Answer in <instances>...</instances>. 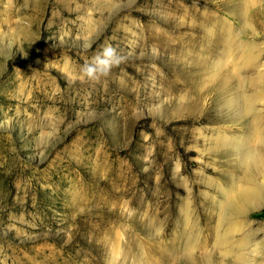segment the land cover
Returning <instances> with one entry per match:
<instances>
[{"label":"rangeland","instance_id":"1","mask_svg":"<svg viewBox=\"0 0 264 264\" xmlns=\"http://www.w3.org/2000/svg\"><path fill=\"white\" fill-rule=\"evenodd\" d=\"M0 264H264V0H0Z\"/></svg>","mask_w":264,"mask_h":264},{"label":"clouds","instance_id":"2","mask_svg":"<svg viewBox=\"0 0 264 264\" xmlns=\"http://www.w3.org/2000/svg\"><path fill=\"white\" fill-rule=\"evenodd\" d=\"M125 60L126 57L109 44L79 68L80 78L99 82L102 78H107L112 70L119 67Z\"/></svg>","mask_w":264,"mask_h":264},{"label":"bare ground","instance_id":"3","mask_svg":"<svg viewBox=\"0 0 264 264\" xmlns=\"http://www.w3.org/2000/svg\"><path fill=\"white\" fill-rule=\"evenodd\" d=\"M243 57V56H242ZM263 138V137H262ZM263 140V139H262Z\"/></svg>","mask_w":264,"mask_h":264}]
</instances>
